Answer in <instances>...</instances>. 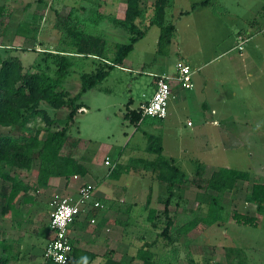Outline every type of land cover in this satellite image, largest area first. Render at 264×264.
<instances>
[{"label":"rangeland","instance_id":"374dc122","mask_svg":"<svg viewBox=\"0 0 264 264\" xmlns=\"http://www.w3.org/2000/svg\"><path fill=\"white\" fill-rule=\"evenodd\" d=\"M4 2L8 9L0 21L6 33L10 36L11 32H20L25 38L15 42L3 36L1 43L14 42L13 46L18 48H0V52L2 56H18L24 70L37 71L48 63L49 71L53 72V58L45 52L53 49L74 51L67 46L69 37L65 31L69 10L72 12L69 25L79 22L86 34L104 38L109 54L115 43H128L129 34L113 21L122 13L116 12V0ZM80 3H83V13H79ZM169 3L167 22L174 24L175 30L173 42L171 40L164 53L157 52L158 28L150 26L128 53L124 63L129 68L119 65L109 68L91 56L69 55L72 66L64 77V86L70 95L80 91L81 73L103 68L107 75L82 93L77 101L82 107L67 126V138L59 160L67 156L76 158L88 168L87 178L93 181L96 189L109 193L111 200L103 197L101 200L106 207L110 201L114 202L115 212L111 218L116 219V238L134 241L143 235L148 240H156L152 247L156 264H264V200L259 212L255 204L246 200L253 183L264 186V133H261L264 130V0H170ZM239 31L248 36H243L241 53L235 48ZM182 58L194 71L193 87L179 89L177 101L171 100L166 118L147 116L137 125L130 124L124 118L127 109L137 108L153 93V77L149 72H173L176 61ZM41 107L58 120V127L64 126L70 105L56 110L45 104ZM188 120L192 125H187ZM45 127L43 119L37 116L25 127L0 126V134L27 136L40 128L41 138H44ZM56 127L51 128L55 130ZM150 133L160 136L163 156L173 159L189 178L188 184L175 192L180 196L176 199L178 203L173 198L169 206L175 223L170 231L175 240L172 245L164 244L166 241L158 236L164 216L160 215L157 220L158 228L150 229L143 212L149 191L152 195L150 206L159 211L163 209L157 197L167 194L165 184L156 180L150 171L132 168L133 158H154L144 150L146 136ZM32 156L33 167L27 173L15 167L8 169L16 177L24 178L30 191L38 196L34 212L25 217L26 222L29 221L18 230L22 246L16 264H44L45 260L42 231L46 230L44 222L52 206L45 204V187L37 183L36 152ZM106 158H109V165L104 163ZM196 164L203 166L199 180L193 174ZM220 167L248 171L250 179L238 181L240 184L234 190L221 194L224 208L221 221L210 226L199 223L185 235L180 234L178 226L206 214L209 196L203 188V178H208ZM112 170L118 172L117 177ZM2 182L0 211L10 187L9 182ZM39 188L40 194L36 192ZM234 211L254 216L253 222H236L232 216ZM24 216L15 207L0 215L5 222L13 220L14 225ZM34 219L38 224L31 223ZM226 248L234 250L229 259L228 254L225 255ZM17 250L15 245L13 253Z\"/></svg>","mask_w":264,"mask_h":264},{"label":"trees","instance_id":"16d2710c","mask_svg":"<svg viewBox=\"0 0 264 264\" xmlns=\"http://www.w3.org/2000/svg\"><path fill=\"white\" fill-rule=\"evenodd\" d=\"M43 2V0H37ZM126 0L124 17L114 19L113 21L121 26L129 34L128 43H115L111 54L108 53L107 43L104 38L97 35L86 34L79 22L70 26L69 20L72 12L70 11L65 22L66 34L69 37L67 46L74 51H46V55L53 58L55 69L50 72V65L45 63L38 67L37 71L24 70L21 59L18 56L7 54L2 56L0 52V126H22L40 116L46 127L44 138H41L42 129L38 128L33 134L19 136L14 134H0V180L9 182V193L7 204L2 207L1 214H5L11 203L22 192L24 195L30 190L28 184L23 183L15 175L5 171V167H15L19 169H31L33 163V153L36 152L38 160L37 183L45 186L48 179L53 176H63L69 178L73 175L85 176L88 168L79 160L72 156H67L59 160L60 151L67 138V126L73 121L78 109L82 107L80 100L82 93L93 88L99 81L107 75V70L103 68L95 69L91 72L80 74V91L74 95L65 89L64 77L72 66L70 56L81 55L104 62L106 66L112 68L115 65H121L128 53L132 50L133 44L142 36L150 26L158 28L157 52L164 53L167 46L170 45L175 26L166 20V8L170 0ZM5 6L0 5V18L5 14ZM144 23V24H143ZM143 24V26H142ZM14 49V48H7ZM57 60V61H56ZM40 65V63H37ZM42 104L53 109H59L62 106L70 105V110L66 115L64 126L58 127V120L48 115L47 109L41 107ZM131 104V100L129 102ZM124 118L130 124L137 125L145 117L141 116V110L137 108L127 109ZM154 118V117H153ZM158 119V118H154ZM57 126L55 130L51 127ZM148 154H153V159L138 157L132 159V168L150 171L156 180L165 184L166 195L158 196L157 201L163 203L161 211L150 206L152 195L149 193L145 198V220L149 223L150 229L158 228L157 220L160 215L164 216L163 228L158 233L160 238L172 245L174 238L171 230L174 228V219L169 213V206L175 198V203L179 195L175 192L180 190L183 185L188 184L189 178L185 172L174 163L173 159L163 156V147L161 138L155 134L146 136V145L144 148ZM135 163V164H133ZM114 176L118 172L112 170ZM194 177L202 179L203 166L196 164L194 168ZM250 179L248 171H240L232 168L220 167L213 170L208 178L204 179V190L209 196L207 211L204 216L192 218L178 226L177 231L180 234H186L199 223L210 226L222 220L223 205L221 203V194L224 191H232L236 188L237 182L247 181ZM197 186L200 185L197 183ZM98 200L102 202L101 198ZM246 200L255 204V209L259 212L263 208L264 186L258 183L251 185L250 195ZM127 207L126 210H129ZM94 212L87 213L90 217ZM232 216L236 222L252 223L254 216H245L234 211ZM126 223V222H125ZM156 240H144L137 249L136 258L141 260V264H156L152 247ZM5 249V248H4ZM228 259L229 254H234V250L226 248ZM87 259L82 261L80 257L72 250V255L63 264H90L95 255L87 253ZM11 255H1L0 264H9ZM243 263V262H242ZM44 264H57L51 260L45 261ZM103 264H121L120 261L107 259ZM167 264H171L170 262ZM237 264H241L238 262Z\"/></svg>","mask_w":264,"mask_h":264},{"label":"crops","instance_id":"0c3cea01","mask_svg":"<svg viewBox=\"0 0 264 264\" xmlns=\"http://www.w3.org/2000/svg\"><path fill=\"white\" fill-rule=\"evenodd\" d=\"M0 5L5 6L6 10L8 9V5L6 4V2H4V0H0ZM78 6L80 8L79 13H83V9H82L83 3H80ZM125 6H126V0H116V12H118V11L122 12L120 14V16L117 17L118 19H122L124 17ZM6 10H5V14L7 13ZM69 12H70V10L67 11L66 14H68ZM170 14L173 16L174 12H171ZM166 16H167V13H166ZM166 20H168L167 17H166ZM0 23H1L0 24L1 25L0 26V39L3 36L7 37L8 38L7 40H12V41L20 40L21 38H25V36L20 32L19 33L18 32H11V35H10L11 37H10L9 34H7L9 32L6 33L7 30L4 28V26H2L3 25L2 21H0ZM2 28L4 31L1 30ZM5 34H7V36ZM239 35L244 36L245 38L248 37L246 34L241 33L240 31L237 32V37ZM172 42H173V40H172ZM13 45H15L14 42H12V43H3V42L1 43L0 42V48H14V49L18 48L17 46L15 47ZM52 51L56 52L54 49ZM60 53H61V51H60ZM240 53H241V51H240ZM125 59L123 60L122 64L119 66H122L123 68H129V67H126V65L124 63ZM182 60H184L187 63L186 59L182 58ZM151 73H155V72H149V75ZM162 73H171V72H162ZM157 74H161V73H157ZM179 89H181V88L175 87L173 89V96L170 98L169 104H168V114L170 112L171 100H176L175 97H178L176 95H178ZM168 114H167V116H168ZM190 125H192V123ZM263 126H264V123H263ZM261 133H264V130H261ZM32 167H33V163H32L31 168ZM11 168H14V167H5L4 170L11 173L8 170ZM20 170L27 173V171H30L31 169H29V170L19 169V171ZM87 175L88 174H86L83 177L80 175H77V178H74L73 177L74 175L70 176L69 178H65L63 176L50 177L48 179L47 184L44 186L45 187L44 191H46V194H47V199L45 201V204L47 206L51 207V201H52V198L55 194H74L76 192L78 186L82 182H89V183L93 184V181H90L87 178ZM18 179L21 180L23 183L28 184L24 180V178H22V179L18 178ZM240 181H242V180H240ZM243 182H245V181H243ZM2 183H3L2 180H0V186L3 185ZM239 184L240 183L237 182V185H239ZM94 186H95V196L97 198L100 199L101 197H103V198H110V200H111V197H110L108 192H106V193L100 192L96 189L95 184H94ZM36 192H39V194H40L41 189L40 188L37 189ZM8 193H9V191L6 192L5 202H4L3 206H5L7 204ZM34 194L29 190L23 197V194L21 192L18 195V197L11 203V205L8 207V209L6 211V212H8L12 207H15L17 209L18 213L24 214L25 216L22 217V221L20 223H17L14 225V223H12L13 220L8 223V222L4 221L3 217H0V249H1L0 256L6 255V254L11 255V260H10L9 264H16V262H17V258L19 256L18 253H19V250L22 246V242L19 243L20 239H19V237H17L18 230L21 229L22 227H25L26 223L29 221V220H27V222H26L25 217L28 214L33 213L35 210L34 209V205H35L34 203H36V201H37L36 199L38 198V196L35 197ZM118 201L122 202V199L118 198ZM134 205L136 206L135 202H134ZM114 206L115 205H114V202L112 200L107 204V207L104 206V204H103V208L101 209L102 213H98L99 212V210H98V211L94 212V214H92L90 217L81 215V216L77 217L70 224V226L68 228L69 240L72 244L73 250H75V254L78 257H80L82 261H85L88 258L86 255L87 253H92L95 255V257L90 264H103L105 262V260H107L109 258L113 259V260L120 261L121 264H139V262H141L140 259L136 258V252H137V249L142 244V242L144 240H148V239L143 235L136 237L134 240L135 242L132 241V239L124 241L125 239L116 238V229L114 228L116 219L111 218L112 214L115 212V210L113 209ZM143 212L146 213L145 210ZM100 215H101V219H99ZM91 218L95 219L94 223L90 222ZM30 221L34 225L38 224L37 222H39L36 219H34L33 221L30 220ZM44 224L46 225V230L42 231L43 238L45 239L44 243H43V249H44L45 245L47 244V242L52 237V232L49 228V218L46 222H44ZM134 227L138 228V226H134ZM148 241H152V240H148ZM14 242H17V243L15 244ZM137 242H138V244H137ZM164 244H166V243H164ZM15 245H17V249H18L16 254L13 253ZM10 250H12V254L10 253ZM120 255H122L121 258H120ZM123 256H126V257H123ZM28 258L30 260H32L33 256L31 254H29ZM44 263H45V260H44Z\"/></svg>","mask_w":264,"mask_h":264},{"label":"built area","instance_id":"2783aa9c","mask_svg":"<svg viewBox=\"0 0 264 264\" xmlns=\"http://www.w3.org/2000/svg\"><path fill=\"white\" fill-rule=\"evenodd\" d=\"M244 37L239 35L235 46L239 51L243 49ZM193 71L184 60H177L174 71L171 73H151L154 90L151 97L142 102L139 107L142 117L163 119L168 114V104L173 96V89H191ZM191 124L190 121L187 122ZM104 163L110 164L109 158ZM77 178V175L73 176ZM52 209L49 214V228L51 239L43 249L45 261L51 260L57 264L65 263L72 255V244L68 236L70 224L79 216H86L88 212H96L103 208L102 202L95 196V186L89 182H82L74 194H55L51 202ZM95 222L94 218L90 219Z\"/></svg>","mask_w":264,"mask_h":264}]
</instances>
